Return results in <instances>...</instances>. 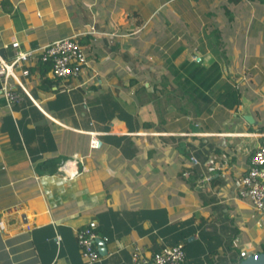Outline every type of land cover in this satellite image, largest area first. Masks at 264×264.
<instances>
[{
  "label": "crops",
  "instance_id": "crops-1",
  "mask_svg": "<svg viewBox=\"0 0 264 264\" xmlns=\"http://www.w3.org/2000/svg\"><path fill=\"white\" fill-rule=\"evenodd\" d=\"M71 35L88 60L79 78L30 61L9 78L17 98L0 91V264H133L135 248L178 243L181 264L259 251L264 214L235 181L264 144V1L0 0L6 61ZM238 85L252 123L221 106ZM74 154L79 174L63 179ZM88 221L103 241L92 262L75 240Z\"/></svg>",
  "mask_w": 264,
  "mask_h": 264
},
{
  "label": "built area",
  "instance_id": "built-area-1",
  "mask_svg": "<svg viewBox=\"0 0 264 264\" xmlns=\"http://www.w3.org/2000/svg\"><path fill=\"white\" fill-rule=\"evenodd\" d=\"M12 49L17 48V42L11 41ZM36 50L18 51L15 49L13 58L6 61L0 57V91L6 103L17 98L9 83L13 76V70L19 63L36 61L47 64L50 77L67 80L81 76L84 67L87 65L83 47L78 42L76 35L64 36L47 43ZM22 74L26 75L27 70L23 69ZM100 140L96 133L88 135V147L95 149L100 147ZM81 157L73 155L59 163L56 167L57 173L63 179H72L79 174L78 164ZM194 163L195 159L191 157ZM238 193L241 197L248 199L256 213L264 214V144L258 145L250 154L246 171L235 181ZM95 227L94 221H88L85 225L75 231V240L82 256L92 262L97 259L98 253L95 249ZM133 264H181L184 260V251L181 244L165 246L161 249L143 257L135 248L132 254Z\"/></svg>",
  "mask_w": 264,
  "mask_h": 264
},
{
  "label": "water",
  "instance_id": "water-1",
  "mask_svg": "<svg viewBox=\"0 0 264 264\" xmlns=\"http://www.w3.org/2000/svg\"><path fill=\"white\" fill-rule=\"evenodd\" d=\"M224 71L225 73H228L225 67H224ZM229 77L234 83H239V81L241 80V76L239 75L230 74ZM239 105L240 108L238 109L237 114L241 116L244 119V121H246L247 123H252L253 118L250 112V100L244 96L243 90H241ZM95 242L98 244H102L103 241L101 238H95ZM236 264H264V252L258 251L247 254L242 259H240Z\"/></svg>",
  "mask_w": 264,
  "mask_h": 264
},
{
  "label": "trees",
  "instance_id": "trees-1",
  "mask_svg": "<svg viewBox=\"0 0 264 264\" xmlns=\"http://www.w3.org/2000/svg\"><path fill=\"white\" fill-rule=\"evenodd\" d=\"M259 2H263L264 0H258ZM37 65L41 66V63H38ZM44 73V71H42ZM244 88V85H238L236 88L232 89L231 91L227 92L224 95V98L221 102V106H223L225 109L230 111H235L240 103V94L241 89ZM259 251L264 252V242H261L259 245ZM258 252V251H257ZM243 257H239L236 263L242 259ZM235 263V264H236Z\"/></svg>",
  "mask_w": 264,
  "mask_h": 264
}]
</instances>
